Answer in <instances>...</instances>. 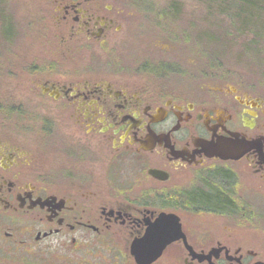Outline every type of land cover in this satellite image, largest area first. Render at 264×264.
<instances>
[{
  "label": "flooded vegetation",
  "instance_id": "flooded-vegetation-1",
  "mask_svg": "<svg viewBox=\"0 0 264 264\" xmlns=\"http://www.w3.org/2000/svg\"><path fill=\"white\" fill-rule=\"evenodd\" d=\"M41 1L70 57L49 76L30 65L19 94H0V257L28 264L44 243L88 252L91 234L130 249L161 212L192 211L252 215L261 238L218 239L179 215L185 240L170 245L183 244L185 264H264V92L213 60L204 79L201 53L185 62L170 16L146 15L169 3ZM225 138L243 142L237 157L214 154Z\"/></svg>",
  "mask_w": 264,
  "mask_h": 264
},
{
  "label": "rangeland",
  "instance_id": "rangeland-1",
  "mask_svg": "<svg viewBox=\"0 0 264 264\" xmlns=\"http://www.w3.org/2000/svg\"><path fill=\"white\" fill-rule=\"evenodd\" d=\"M146 3L153 0H144ZM161 4H171L168 11L159 13L151 12V8L146 15L167 14L170 16L169 23L166 24L170 33L181 38L178 41H171L170 46L174 47L179 54L185 56V62H194L199 53L203 61V78H211L207 72V62L214 61L218 69L230 71V78L246 80L255 90L264 92V35L262 38L254 39L246 35H234L227 32L217 34L212 21H220L224 26L231 25V21L237 22L239 31L246 29V22L250 23L246 16H250L251 7L249 4H240L238 1L223 0L217 4L214 15L210 18L209 6L202 0H157ZM44 5L41 0H0V94L9 95L11 89L12 95L19 94V82L29 79L25 75V68L30 65L37 66L44 70L43 76H49L56 64L67 62L66 57L69 53L63 54L59 51L61 41L51 35L52 28L44 18ZM161 5L160 9L164 8ZM228 8L230 16L225 20L221 15V8ZM237 8H244L245 12L235 14ZM218 9V10H217ZM246 9L249 11L246 13ZM263 18V17H262ZM257 17L256 23H264ZM51 20V19H50ZM49 20V21H50ZM212 20V21H211ZM255 21V20H254ZM162 26L163 24L160 23ZM196 33H200V42L198 43L197 54H195V45L190 44V37L193 39ZM144 30H140L138 36L141 37ZM148 36L149 33L147 32ZM160 36V35H159ZM233 36V37H232ZM161 37V36H160ZM155 40V39H153ZM256 43L255 50L249 48V43ZM142 45L147 46L145 43ZM69 62L83 64L86 62V56L75 55ZM90 58V57H89ZM89 60H87L88 62ZM68 67L60 69L59 73L65 72ZM84 67L76 68L75 76L82 72ZM30 82H27V86ZM7 97V96H6ZM172 213V212H171ZM180 215L186 227L193 225L199 228L207 235H213L218 239L230 237L237 241L245 243L246 234L255 240L261 238L259 231V222L252 215H246L242 218H230V220H221L219 216L206 215L203 213L175 211ZM190 219V221H189ZM226 225V226H224ZM202 227V228H201ZM212 228L211 230H204ZM198 229V230H199ZM263 238V235H262ZM94 235L91 234V248L88 252L83 249L79 251L70 250L67 245H52L44 243L39 246L40 254L38 258L25 254L30 263L28 264H136L130 249L124 243L116 238H108L105 244L100 245L94 242ZM216 240L208 242L215 244ZM69 244V242H68ZM131 246V245H130ZM207 246V245H206ZM187 255L183 244L168 245L161 257L152 264H185L183 257ZM17 256H10L9 259L0 257V264H26L24 260L15 259ZM117 257V259L115 258Z\"/></svg>",
  "mask_w": 264,
  "mask_h": 264
},
{
  "label": "water",
  "instance_id": "water-1",
  "mask_svg": "<svg viewBox=\"0 0 264 264\" xmlns=\"http://www.w3.org/2000/svg\"><path fill=\"white\" fill-rule=\"evenodd\" d=\"M241 144L243 142L238 139L225 138L215 143L213 151L221 158H235ZM247 144L246 142V148ZM180 239L185 240V234L179 216L175 213L161 212L142 237L131 243L130 253L136 264H152L161 257L168 245Z\"/></svg>",
  "mask_w": 264,
  "mask_h": 264
},
{
  "label": "trees",
  "instance_id": "trees-1",
  "mask_svg": "<svg viewBox=\"0 0 264 264\" xmlns=\"http://www.w3.org/2000/svg\"><path fill=\"white\" fill-rule=\"evenodd\" d=\"M205 1L208 6H209V14L208 17H212L214 15V10L216 9L217 4H219L223 0H202ZM238 1L240 4H249L251 7L250 11V16H246V19L250 22H246V29L243 31H239L237 28V22L236 21H231V25L228 23V27L224 26L223 22L220 21H212V29L213 26L217 29L216 32L217 34H221L223 32H227L229 34H234V35H246V37H251L254 39H259L262 38V35H264V23H256L257 17L264 21V0H232L231 2H236ZM221 8V15L224 17L226 20L228 16H230V12H228V8L225 7H219ZM218 10V9H217ZM239 12H245L244 8H237L235 11L236 13ZM249 12L246 9V13ZM229 18V17H228ZM255 20V21H254ZM233 37V36H232ZM254 41L250 42L249 48L254 49L256 47V43H253Z\"/></svg>",
  "mask_w": 264,
  "mask_h": 264
}]
</instances>
